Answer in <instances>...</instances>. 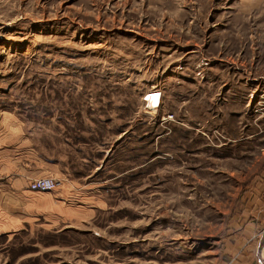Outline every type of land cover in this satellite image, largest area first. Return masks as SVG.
Returning a JSON list of instances; mask_svg holds the SVG:
<instances>
[{"label": "rangeland", "instance_id": "obj_1", "mask_svg": "<svg viewBox=\"0 0 264 264\" xmlns=\"http://www.w3.org/2000/svg\"><path fill=\"white\" fill-rule=\"evenodd\" d=\"M0 123L83 211L0 264H264V0H0Z\"/></svg>", "mask_w": 264, "mask_h": 264}, {"label": "crops", "instance_id": "obj_2", "mask_svg": "<svg viewBox=\"0 0 264 264\" xmlns=\"http://www.w3.org/2000/svg\"><path fill=\"white\" fill-rule=\"evenodd\" d=\"M27 132L15 128L3 132L0 128V235L12 236L46 217L51 223L82 219L83 211L71 209L66 197L55 196L48 202L49 196L29 189L43 177L59 181L61 163L41 153L33 139L26 137L30 135Z\"/></svg>", "mask_w": 264, "mask_h": 264}, {"label": "built area", "instance_id": "obj_3", "mask_svg": "<svg viewBox=\"0 0 264 264\" xmlns=\"http://www.w3.org/2000/svg\"><path fill=\"white\" fill-rule=\"evenodd\" d=\"M59 182L54 178L43 177L31 183L30 190L39 193L53 191L59 186Z\"/></svg>", "mask_w": 264, "mask_h": 264}, {"label": "bare ground", "instance_id": "obj_4", "mask_svg": "<svg viewBox=\"0 0 264 264\" xmlns=\"http://www.w3.org/2000/svg\"><path fill=\"white\" fill-rule=\"evenodd\" d=\"M159 98H161V95L159 96ZM149 100V98L147 99V101ZM155 105V99L153 98L152 100H151V106L153 107Z\"/></svg>", "mask_w": 264, "mask_h": 264}]
</instances>
